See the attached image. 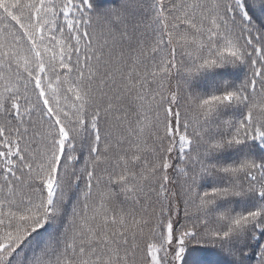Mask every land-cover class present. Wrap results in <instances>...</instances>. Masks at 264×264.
Returning a JSON list of instances; mask_svg holds the SVG:
<instances>
[{"label": "snow or ice", "instance_id": "6c2138e0", "mask_svg": "<svg viewBox=\"0 0 264 264\" xmlns=\"http://www.w3.org/2000/svg\"><path fill=\"white\" fill-rule=\"evenodd\" d=\"M0 264H264V0H0Z\"/></svg>", "mask_w": 264, "mask_h": 264}]
</instances>
